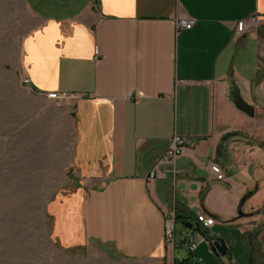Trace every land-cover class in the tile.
Instances as JSON below:
<instances>
[{
	"label": "crops",
	"instance_id": "obj_1",
	"mask_svg": "<svg viewBox=\"0 0 264 264\" xmlns=\"http://www.w3.org/2000/svg\"><path fill=\"white\" fill-rule=\"evenodd\" d=\"M27 1L38 24L22 46L26 124L38 167L63 174V247L123 264H216L208 237L235 228L224 264H262L253 230L264 209V0ZM251 16L259 22L235 36ZM178 17L195 24L178 28ZM49 92L78 97L59 105ZM175 135L191 144L151 178ZM164 210L178 223L216 222L193 252V232L177 228L172 255Z\"/></svg>",
	"mask_w": 264,
	"mask_h": 264
},
{
	"label": "rangeland",
	"instance_id": "obj_2",
	"mask_svg": "<svg viewBox=\"0 0 264 264\" xmlns=\"http://www.w3.org/2000/svg\"><path fill=\"white\" fill-rule=\"evenodd\" d=\"M37 24L27 0H0V264H123L103 252L63 247V206L57 216L55 204L63 197V174L38 167L26 124L31 99L21 85L23 42ZM177 228L187 231L181 223ZM223 233L226 241L237 237L235 228ZM263 235L256 242L264 252ZM215 258L229 262L228 255Z\"/></svg>",
	"mask_w": 264,
	"mask_h": 264
},
{
	"label": "built area",
	"instance_id": "obj_3",
	"mask_svg": "<svg viewBox=\"0 0 264 264\" xmlns=\"http://www.w3.org/2000/svg\"><path fill=\"white\" fill-rule=\"evenodd\" d=\"M259 22L258 16H251L249 18H244L238 21L237 27L235 29V36L242 37L244 36L250 26L255 25ZM178 28L191 29L195 20L191 17H178L176 19ZM96 53L99 54L100 51L97 48ZM26 82L30 83L29 79H26ZM47 96L50 99L55 100L58 104H62L65 99L76 98L77 94L68 93V92H49ZM143 94L139 92H132L130 94L131 99L138 100L142 97ZM191 144V140L182 135H175L170 141L168 149L157 159L153 169L151 171L150 177L154 178L161 174L162 167L168 163H173L176 159L184 154L186 148ZM211 170L216 175L217 179L223 180L225 178V171L222 165L218 162H213L211 164ZM198 221L201 225V228L207 230L211 228L216 219L213 216H206L205 214L198 215ZM177 223L178 216L175 210H164V239L166 246L171 250L173 255V250L176 248V238H177ZM207 238L202 233L193 232L188 236V240L184 242V245L191 252L195 251L198 247L199 241H205ZM171 255V256H172ZM170 264H175L174 259H172ZM191 264H200V263H191Z\"/></svg>",
	"mask_w": 264,
	"mask_h": 264
},
{
	"label": "water",
	"instance_id": "obj_4",
	"mask_svg": "<svg viewBox=\"0 0 264 264\" xmlns=\"http://www.w3.org/2000/svg\"><path fill=\"white\" fill-rule=\"evenodd\" d=\"M258 188L259 187H256L254 190L248 191L241 199L240 206H239L240 207L239 209L240 217L246 216V214H244L242 209L245 203L247 202V200L257 193ZM179 218L183 219L181 221V224L184 225L186 229L192 232H199V233L202 232L200 223L189 221L187 217L181 216V215L179 216ZM187 240H188V236L185 237L184 242H186ZM208 240L210 241V246L217 257H226L228 255V252H229L228 245H227L226 240L223 237H220V236L208 237Z\"/></svg>",
	"mask_w": 264,
	"mask_h": 264
},
{
	"label": "flooded vegetation",
	"instance_id": "obj_5",
	"mask_svg": "<svg viewBox=\"0 0 264 264\" xmlns=\"http://www.w3.org/2000/svg\"><path fill=\"white\" fill-rule=\"evenodd\" d=\"M260 212L264 215V209H263V208L261 209ZM263 224H264V220H263L262 222L258 223V224L256 225L255 229H254V230H259V233L256 234V236H257L258 238H261L260 236H261V235L263 234V232H264V230H263V228H262ZM263 239H264V235H263ZM259 252H260V257H261V261H262V264H263V262H264V252L262 251L261 247H260Z\"/></svg>",
	"mask_w": 264,
	"mask_h": 264
},
{
	"label": "trees",
	"instance_id": "obj_6",
	"mask_svg": "<svg viewBox=\"0 0 264 264\" xmlns=\"http://www.w3.org/2000/svg\"><path fill=\"white\" fill-rule=\"evenodd\" d=\"M262 146L264 147V144H262ZM262 228H263V230H264V224H263V226H262ZM202 232H203V234L204 235H206V233L202 230ZM259 233V230H253V234L254 235H256V234H258ZM189 260H183V261H181L180 262V264H188L187 262H188ZM191 264V263H190Z\"/></svg>",
	"mask_w": 264,
	"mask_h": 264
}]
</instances>
